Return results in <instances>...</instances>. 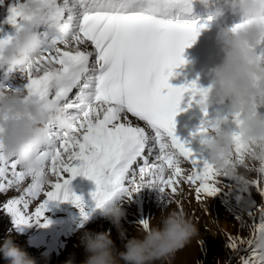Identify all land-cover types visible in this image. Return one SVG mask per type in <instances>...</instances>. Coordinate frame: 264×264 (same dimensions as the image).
Masks as SVG:
<instances>
[{"label":"snow or ice","instance_id":"1","mask_svg":"<svg viewBox=\"0 0 264 264\" xmlns=\"http://www.w3.org/2000/svg\"><path fill=\"white\" fill-rule=\"evenodd\" d=\"M23 3L24 0H19L8 9L6 23L14 30L21 26ZM48 3L49 18L59 34L42 33L51 43L42 49L36 62L21 70L22 78L26 79L24 89L13 91L58 103L71 113L74 123L70 133H54L53 143L27 173L17 171L14 161L0 156V192L26 177L32 178L24 196L5 205L14 226L47 227L44 214L52 202L71 201L86 220L81 198L73 195L69 187L78 176L96 185L91 193L96 209L110 201L130 202L134 194L145 188L156 189L162 197L170 192V198H174L179 194L181 182L189 186L199 182L195 187L198 199L201 195L215 196L221 190L216 177L221 175L208 159L197 158L187 143L175 135L174 123L185 95L189 103L199 96L198 103L202 105L208 89H199L195 82L181 87L168 83L174 70L185 63L184 49L191 47L201 31L194 23L172 18L174 11L189 10L191 0H48ZM238 27L234 26L233 31ZM11 38L0 39V45ZM87 42L94 52L87 50ZM60 44L66 50L57 47ZM82 45L85 47L81 48ZM52 52L55 55L45 57V53ZM258 57L264 60V51ZM41 71L39 77L33 76V72ZM73 89L78 91L75 98L69 99ZM201 110L207 116L206 109ZM129 113L147 127L133 126ZM233 118L238 127V114ZM216 123L219 121L205 120L195 133L201 136L203 145ZM233 148L235 158L229 163L236 169L244 163L245 155L249 157V149L237 134L233 136ZM148 157H154L155 162L149 163ZM252 159L259 160L258 171L264 174V158ZM48 160L56 182L51 185L52 190L44 193L46 199L34 215L29 216L26 212L29 200L24 197L34 199L41 193ZM138 160L143 162L139 182L133 167ZM182 161L190 165V174H184ZM9 167L12 178L5 183ZM242 183L246 191L247 182ZM259 191L264 196V188ZM260 212L258 233L264 232V208ZM140 224L146 229L148 220H141ZM247 243L251 246L253 240ZM229 247L236 250L237 243L232 242ZM241 264H264V254L254 247L250 257H241Z\"/></svg>","mask_w":264,"mask_h":264},{"label":"clouds","instance_id":"2","mask_svg":"<svg viewBox=\"0 0 264 264\" xmlns=\"http://www.w3.org/2000/svg\"><path fill=\"white\" fill-rule=\"evenodd\" d=\"M223 6L238 15L241 23L235 31L234 27L224 28L217 35L223 59L209 70L212 87L200 107L227 105L233 115L238 114L240 123L236 132L223 129V121L214 124L205 149L216 172L245 190L243 178L229 162L233 159L234 134L248 147L250 158H264V118L256 111L264 107V60L255 51L264 43V0H223ZM21 7V26L11 40L0 45V66L9 71H21L39 59L42 49L51 43L42 33L59 34L48 15V0H24ZM222 14L216 12L217 16ZM73 123L71 113L58 103L0 90V156L14 161L23 172L36 167L39 155L53 143L54 133H70ZM99 210L116 228L123 244L117 246L109 232L84 231L79 240L82 264H171L175 254L198 232L185 213L169 210L158 223L148 221L146 229L138 230L139 235L127 236L121 224L125 217L122 202L110 201ZM253 245L264 254V232L256 235ZM0 259L7 264H37L11 235L0 241Z\"/></svg>","mask_w":264,"mask_h":264},{"label":"rangeland","instance_id":"3","mask_svg":"<svg viewBox=\"0 0 264 264\" xmlns=\"http://www.w3.org/2000/svg\"><path fill=\"white\" fill-rule=\"evenodd\" d=\"M234 158L235 155L233 156V159ZM259 167L260 162L250 157H248L246 162L244 161L243 164H238L236 166L237 175L241 176L244 181L250 178V183H252L253 186L252 189L256 192L257 195V198H255L254 200L246 199L245 191H243L241 185L238 184L235 180L226 177H219L217 179V183L221 190L218 191V193L214 196V204L212 207V209L216 213L215 217L213 216V214H209L212 211H209L210 205L208 202L212 197H207L208 200H201L197 202L198 204L195 203L194 207L192 205H189L191 207H189L188 212H186L185 214L191 218L195 225L198 224L199 226V229L197 228V234L190 240V243L193 241L198 247V254L196 259H194L195 264H241V257L247 258L251 256L252 248H254L255 246L251 245L247 248H244V244L247 240L244 241L243 244H241L240 241H243L244 238H252V240L255 238L253 236L256 231L255 226L260 223V210L264 208V196H261L259 191L260 188H264V174H261L258 171ZM4 179L6 180V177ZM225 179L230 182V185H226ZM31 183L32 178H25L24 188L29 187ZM19 186L20 184H18V187ZM236 186H238V188L240 189H237L236 193L230 194V187ZM24 188H16L18 199L22 195L21 192ZM188 193H190V191ZM227 197L231 198L234 201L236 208H231L228 203H225L226 205L223 206L221 203L216 202L217 200H221ZM237 197H239V199H237ZM35 199H41L40 195H38L34 199H28L30 200V204L28 205L27 209V215L29 216H33L36 212V210L33 208ZM170 204L175 206V208L172 207L170 208V210H177L176 205L178 203L176 204L174 201H170ZM201 204H208V206L204 207L201 206ZM226 206H228L229 208L227 209ZM20 207L23 206L21 205ZM165 210L166 209H164L162 212H159L163 214ZM159 212H155L154 214L153 212H150L147 215V220L152 222L153 220H155V218H158L161 215ZM205 212L209 215L205 214ZM5 220L9 222L12 221V218L10 216H7V212ZM5 220L2 216H0V241H2L6 236L11 235L10 233L7 234L6 232L5 227L7 223ZM158 221L159 218L157 219V221H153L152 223H158ZM106 223V220L102 221L101 215H96L94 221L88 222V226L94 225L95 227H101ZM10 225L12 224L10 223ZM20 228L27 231L30 230V226ZM102 230L105 232V229L101 228L100 230H97L96 233H100ZM107 232L110 233L117 246H119V244H123V241L118 238L117 230L113 225L110 224V229ZM126 233L129 235L130 231L126 230ZM12 239L17 246L27 252L30 257L34 258L37 264H67L68 261H71L72 264H80L78 260L79 257L77 256L78 254H80L78 253V247H80L79 241L76 242V245H71L66 241H63V243L60 244L59 238L57 241L58 245L52 248L51 253L42 255L40 250H36V248L38 247L37 238H35L32 244L28 243V241L23 238V235L19 233L17 234V238L14 239L12 237ZM232 242L237 243L236 250H232L229 247ZM81 252H83L82 248ZM0 264H7V261L0 259Z\"/></svg>","mask_w":264,"mask_h":264},{"label":"bare ground","instance_id":"4","mask_svg":"<svg viewBox=\"0 0 264 264\" xmlns=\"http://www.w3.org/2000/svg\"><path fill=\"white\" fill-rule=\"evenodd\" d=\"M9 8H7L6 10L0 12V27L6 28V29L9 27V24L6 23V20H7L8 15H9V12H8ZM239 23H241V20L238 23H231L229 25L231 27H234V26H236ZM57 47H59L61 50H66L65 46L63 44L57 45ZM71 47L75 48V45H72ZM80 47L84 48L85 46L82 45ZM87 50L88 51H93V49L90 46H88V45H87ZM261 53L262 52H258L257 55H260ZM50 55H55V53L54 52H52L51 54L45 53V57H49ZM57 67H58V65H57ZM77 91L78 90H76V89L73 90L71 92V94H69V99L75 98ZM193 136H194L193 134H190V135L187 136V138H192ZM197 146L200 147V145H197ZM66 157L67 156L65 155L64 158H66ZM199 157H203V158L206 159V154H199L197 156V158H199ZM186 163L188 164V162H186ZM190 172H191V170H190ZM154 190L156 191V194H151L149 196V198L151 196H155V197H158V198L161 197L162 198L161 194L156 189H154ZM190 191H191V193L187 194V188H185L182 192H179V194L175 196V199L179 202V204L177 205V208H179V211H182L183 213L188 212L189 207H191L189 205H192L194 207L195 203L198 204L197 202H199L201 200L202 201L203 200H208V198L206 196H203V195H201L200 199H198L196 197V195H195L196 194L195 191L194 190H190ZM168 193H170V192H168ZM25 198H27V197L25 196ZM182 200L184 201V204H182ZM148 201H149L148 198H146L144 200L143 206L146 207V209H147ZM158 202H159V200H158ZM164 202H166V200ZM55 203L56 202H52V203H49V204L51 206H55ZM164 205L165 204L163 203L162 206L164 207ZM39 207H40V205H37V208H39ZM172 207L175 208V206H173V205L172 206H166L165 205V208H167L168 210H170V208H172ZM123 210L125 212V217L121 221V224H122L123 229H125L127 231H130L129 235L127 234V236H130V235L131 236H137V235H139V231L138 230L140 228H142V226L140 224V221L141 220H145V214H144L145 211L141 210L140 200L137 199V198L135 200H131L125 207H123ZM96 211H97V213L98 212L101 213L99 209H97ZM163 214H165V213H163ZM161 216H162V214L158 218L160 219ZM158 218H155V220H153V221H157ZM107 222L108 223L102 225L101 227H98V226L95 227L94 225H89L81 232V234L84 231L89 230V229H90L89 230L90 232L96 233L97 230H100L101 228H104L105 232H107L110 229V224H111L108 220H107ZM75 226H76L75 224L70 225V228L72 227L71 228L72 230H70V232L76 229ZM196 226L199 229L198 224H196ZM101 232H104V231L102 230ZM119 246H122V245L119 244ZM78 248H79L78 253H80V254H78L77 256L79 257L78 260H79L80 264H82V261L84 259V253L81 252V247H78ZM197 254H198L197 245L193 241L191 243L189 242L183 249L179 250L175 254L174 258L171 260V264H195L194 259H196Z\"/></svg>","mask_w":264,"mask_h":264}]
</instances>
